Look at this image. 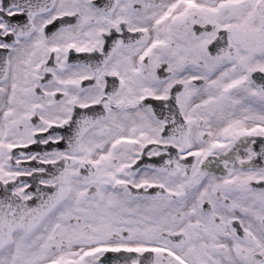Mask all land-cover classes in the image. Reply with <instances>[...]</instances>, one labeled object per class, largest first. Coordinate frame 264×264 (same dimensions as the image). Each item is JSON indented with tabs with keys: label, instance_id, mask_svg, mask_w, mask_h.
I'll list each match as a JSON object with an SVG mask.
<instances>
[{
	"label": "snow or ice",
	"instance_id": "obj_1",
	"mask_svg": "<svg viewBox=\"0 0 264 264\" xmlns=\"http://www.w3.org/2000/svg\"><path fill=\"white\" fill-rule=\"evenodd\" d=\"M0 264H264V0H0Z\"/></svg>",
	"mask_w": 264,
	"mask_h": 264
}]
</instances>
